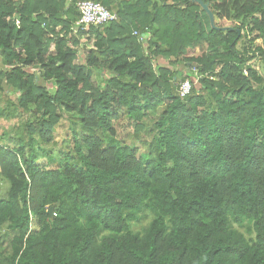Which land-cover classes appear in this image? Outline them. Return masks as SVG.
Wrapping results in <instances>:
<instances>
[{
    "label": "trees",
    "instance_id": "obj_1",
    "mask_svg": "<svg viewBox=\"0 0 264 264\" xmlns=\"http://www.w3.org/2000/svg\"><path fill=\"white\" fill-rule=\"evenodd\" d=\"M80 1L0 0V264H264V0Z\"/></svg>",
    "mask_w": 264,
    "mask_h": 264
},
{
    "label": "rangeland",
    "instance_id": "obj_2",
    "mask_svg": "<svg viewBox=\"0 0 264 264\" xmlns=\"http://www.w3.org/2000/svg\"><path fill=\"white\" fill-rule=\"evenodd\" d=\"M78 38L80 40V50H84L85 48L91 46V41L87 40L85 37H78ZM51 51H53V48H51ZM195 54H198V52L196 51ZM190 55L193 56L192 53H190ZM252 66L257 70L259 75H263V63L260 59H255L253 61ZM182 67L183 66L181 65V68ZM184 74H187V72ZM11 98H13V96H11ZM0 108H3V107L0 106ZM6 116L7 115L5 114L4 116L0 117V137L3 133H8L10 136V139L9 140H6V138L0 139V142L2 144L9 143V144L13 145L12 139H15V135L17 134V132H18L17 130L19 129L17 127L21 126V123L23 122V119H22L23 117L18 118V119L17 118L12 119V117L8 118ZM15 122H17V123H15ZM15 124H17V125H15ZM68 128H69V125L66 124V122L62 123L60 126H58L56 128L55 140H56L57 145H55L52 148L46 147V150L49 151L51 155H50V157H46V156L42 155L38 160L40 164L44 165L45 167H47L49 169H53V168L58 167L59 163H61V156L59 153H60L61 149H63V150L65 149L64 144H66L67 135L69 134ZM117 132H118V135L120 137H122V135H121L122 133L119 129ZM139 147H143V146L141 145ZM141 151H144V147L141 149ZM8 189H9V183L0 178V199L6 198ZM151 218H152L151 216H148L146 219L132 224L131 225V231L136 232V231L142 230V228L145 226V224ZM10 238H11L10 236L6 235L4 228L0 230V239L8 240Z\"/></svg>",
    "mask_w": 264,
    "mask_h": 264
},
{
    "label": "built area",
    "instance_id": "obj_3",
    "mask_svg": "<svg viewBox=\"0 0 264 264\" xmlns=\"http://www.w3.org/2000/svg\"><path fill=\"white\" fill-rule=\"evenodd\" d=\"M76 9L79 14L77 26L81 30H87L90 26H103L116 19V15L108 11L102 5L85 0L76 4ZM191 85L189 81H184L179 86L181 96H186L190 93Z\"/></svg>",
    "mask_w": 264,
    "mask_h": 264
},
{
    "label": "water",
    "instance_id": "obj_4",
    "mask_svg": "<svg viewBox=\"0 0 264 264\" xmlns=\"http://www.w3.org/2000/svg\"><path fill=\"white\" fill-rule=\"evenodd\" d=\"M192 1L196 2L197 4H199L203 8V10L208 14V16L210 18L211 25H213V16H212L211 12L209 11L207 4H204L201 0H192ZM54 209H55L54 207H50L49 210L47 211V214L50 217L53 216Z\"/></svg>",
    "mask_w": 264,
    "mask_h": 264
}]
</instances>
